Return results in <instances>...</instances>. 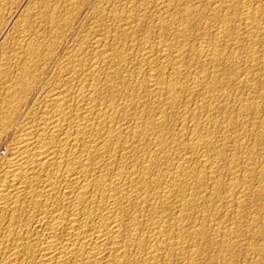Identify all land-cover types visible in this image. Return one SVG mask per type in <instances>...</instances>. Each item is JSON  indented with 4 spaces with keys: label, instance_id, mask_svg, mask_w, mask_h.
<instances>
[{
    "label": "bare ground",
    "instance_id": "1",
    "mask_svg": "<svg viewBox=\"0 0 264 264\" xmlns=\"http://www.w3.org/2000/svg\"><path fill=\"white\" fill-rule=\"evenodd\" d=\"M191 1L159 0L151 18L127 0L32 106L76 4L36 0L15 19L0 0V125L32 106L0 167V264L234 263L264 201V0H207L211 19Z\"/></svg>",
    "mask_w": 264,
    "mask_h": 264
},
{
    "label": "rangeland",
    "instance_id": "2",
    "mask_svg": "<svg viewBox=\"0 0 264 264\" xmlns=\"http://www.w3.org/2000/svg\"><path fill=\"white\" fill-rule=\"evenodd\" d=\"M19 1H20V3H19ZM36 1V0H35ZM35 1H31V0H13V5H9V7H10V10L11 11H13L14 13V17H15V19L17 18V17H19L18 15H22V14H25L26 12H27V9H26V7H28V10H30L31 9V7H32V5H34L33 3L35 2ZM53 1L54 0H52V4H53ZM56 1V0H55ZM61 0H57V2H60ZM63 1V0H62ZM79 1L80 0H78V1H75V0H73V4L72 5H75V6H72V8H70V12H72L73 11V13H70L69 14V16L67 15L66 16V18H68V20H70L71 21V29L69 30L70 31V33H69V31H67V32H64V33H62L63 35L65 34V33H67L66 35H64L62 38L63 39H61L62 40V42L60 43V45H61V48H60V45H59V48H58V50H57V52H56V57H55V60H54V63H52L51 65H49L48 66V68L46 69V71H45V73H44V76H42V78H41V80H38L37 81V84H36V88H37V91H39L38 93H37V96L30 102V104L33 106L34 105V102H35V99L38 97V95L42 92V91H44L43 89L44 88H46V89H48L49 88V86H50V84H51V82H53L54 81V77H55V73H56V66H58V63H60V62H62V60L64 59L63 57H65L66 55L68 56V54H70L71 52H72V54L74 53L73 52V50L74 51H76L77 49H79L78 47L80 46L79 44L81 43V45H82V42H84V44H85V42H86V44H88V45H84V46H86L85 48L86 49H84L85 50V52H86V50L88 49L89 51H90V49H91V45H92V41H93V39L94 38H97L98 37V35H99V32L101 31V30H103V31H101L100 32V35H102L101 33H103V34H105V32H108V30L107 29H109L110 27V29L112 30V29H114L115 28V25H114V27H113V22H111L112 21V16H113V14L115 13H111L112 11H115V10H119L120 9V11L124 8L123 6H125V3L127 2V0H106V2H105V0H102V1H100V0H82V1H80V3L81 2H83L82 4H79ZM107 1H109V2H107ZM115 1V2H114ZM123 1H124V3H123ZM149 2V4H148V2ZM159 0H136V3H137V6H139L138 8H136L135 9V12H137V11H139V10H143V12H145V14L149 17H151V18H153L154 16L153 15H155V13L153 14L150 10H151V8L153 7V6H155V4L158 2ZM192 1H193V3H192ZM191 1V5H193L194 6V4L195 5H197L198 3L200 4V6H199V4L197 5V7L199 8V9H201V7H203L202 8V10L203 11H205L206 13H207V16L209 17H207V19H211L210 17H211V15H210V5L208 4V1L207 0H197V1H194V0H192ZM204 1V2H203ZM207 1V2H206ZM253 3H255L257 0H251ZM18 2V3H17ZM31 2V3H30ZM56 2V3H57ZM76 2H78V3H76ZM103 3V4H101V3ZM139 2H141V3H139ZM143 2V3H142ZM194 2H197V3H194ZM211 2H212V0H211ZM211 2H210V4H211ZM17 3V4H16ZM55 3V4H56ZM88 3V4H87ZM113 3V4H112ZM205 3H207V4H205ZM18 4H20V5H18ZM32 4V5H31ZM59 4V3H58ZM78 4V5H77ZM85 4H87V5H85ZM98 4H99V6H98ZM115 4V5H114ZM139 4V5H138ZM18 5V6H17ZM29 5H31V6H29ZM83 5V6H82ZM208 5V6H207ZM11 6H12V8H11ZM14 6V7H13ZM15 6H17V7H15ZM26 6V7H25ZM114 6V7H113ZM112 7H113V9H112ZM146 9H145V8ZM194 7H196V6H194ZM14 8H15V10H17V11H15L14 10ZM30 8V9H29ZM76 9V11L78 10V12L76 13V11H75V9ZM78 8V9H77ZM99 8H101V9H99ZM116 8V9H115ZM206 8H208V9H206ZM18 9H21V10H18ZM26 11H25V10ZM73 9V10H72ZM82 9V10H81ZM94 9V10H93ZM103 9H105V10H103ZM112 9V10H111ZM138 9V10H137ZM209 10V11H206V10ZM72 10V11H71ZM99 10V11H98ZM19 11V12H18ZM23 11V12H22ZM74 11H75V13H74ZM95 11H97V12H95ZM105 11V13H103ZM94 12V13H93ZM100 12V13H99ZM142 12V13H143ZM208 12H209V14H208ZM22 13V14H21ZM72 14V16H70ZM94 14V15H93ZM98 14V15H97ZM74 15H77V16H74ZM112 15V16H111ZM75 17V18H74ZM77 17V18H76ZM65 18V19H66ZM70 18V19H69ZM73 18V19H72ZM94 18V19H93ZM98 18V19H97ZM6 19L7 20H3V25H2V27L0 26V52L1 51H3V49H2V45H3V40H4V38L7 36V34H8V31L7 30H9V29H6V30H4L3 31V29H4V26H5V24L7 23V21H8V16L6 17ZM72 19V20H71ZM96 19V20H95ZM101 19H102V21H101ZM207 19H203L204 21L205 20H207ZM74 20V21H73ZM99 20V21H98ZM108 20V21H107ZM78 21V22H77ZM95 21V22H94ZM73 22V23H72ZM74 22H75V24H74ZM104 24H102V23ZM109 22V23H108ZM111 22V23H110ZM96 23V24H95ZM101 23V24H100ZM106 23V24H105ZM72 24H73V26H72ZM96 26H95V25ZM99 24V25H98ZM112 24V25H111ZM85 25V26H84ZM103 25V26H102ZM106 25V26H105ZM102 26V27H101ZM73 27V28H72ZM92 27V28H91ZM113 27V28H112ZM91 28V29H90ZM96 28H98V29H96ZM101 30H100V29ZM110 29H109V31H110ZM93 30H95V32L93 31ZM100 30V31H99ZM93 33H92V32ZM83 32V33H82ZM5 35H4V34ZM91 33V34H90ZM95 33V34H94ZM88 34V35H87ZM96 35L95 37H94V35ZM85 36V37H84ZM90 36V37H89ZM93 36V37H92ZM241 36V35H240ZM84 37V38H83ZM92 37V38H91ZM242 37V36H241ZM79 39V40H78ZM82 39V40H81ZM79 42H78V41ZM80 40H81V42H80ZM89 42H88V41ZM66 41V42H65ZM90 44V45H89ZM77 45H79V46H77ZM87 46H89V47H87ZM260 47H262V45H260ZM137 48H138V46H137ZM2 49V50H1ZM71 50V51H70ZM87 50V52L86 53H90L89 51ZM66 54V55H65ZM59 58V59H58ZM62 59V60H61ZM58 60V61H57ZM60 61V62H59ZM241 68L242 67H245L244 65L242 66H240ZM55 72V73H54ZM47 77H46V76ZM259 74H258V76H256V78H255V80H258V81H255V82H257V85H258V82L260 81L261 83L262 82H264L263 80V78L260 76V78H259ZM40 81V82H39ZM48 81V82H47ZM46 85V86H45ZM48 85V86H47ZM259 85H260V83H259ZM45 89V90H46ZM240 93H238V92H236V93H234V95L236 94H238V95H240L241 96V94L243 95V93H244V91L243 90H240L239 91ZM234 98V97H233ZM29 104V108H30V110H31V108H32V106ZM28 107H25L24 109H22V113L23 114H21V115H19L18 117H16V119L14 120V122H13V126L11 125V127L10 126H1L0 125V167H2V165L4 164V162H5V159L9 156V153H10V149H11V145H12V143L16 140V138L19 136L18 134L20 133L19 131H20V127H21V125H20V123L24 120V117H25V113H28L30 110L28 109ZM25 111V112H24ZM24 117H23V116ZM252 116V114H250V116L249 117H251ZM23 118V119H22ZM23 123V122H22ZM247 136V137H246ZM249 137V138H248ZM245 138L247 139V143H249V141H250V139L252 140V136H251V134L250 133H248L247 135L245 134ZM245 139V140H246ZM252 142V141H251ZM261 152V151H260ZM259 152V153H260ZM260 156H259V160H263V154H259ZM239 156V155H238ZM240 157H241V155H240ZM1 169V168H0ZM228 178V180H229V177H227ZM260 202V201H262V200H260L259 201V199H257V200H255V202L254 203H252V204H250V207L248 208V211L250 212V215L253 217V216H259V218L257 219V220H259L258 222H259V224H258V222L256 223V224H253V223H251L249 220H246L245 222L244 221H242V223H240V228L242 229V233H243V235H242V233L241 234H239L238 235V237H239V239H238V243L240 244V245H238V247H239V249L240 248H242L243 249V251H241V249L239 250L238 248H236L237 249V251H236V249L234 250V255H233V259L236 257H238L237 259H238V261H236L237 259L235 258L234 260L236 261H234L233 260V264H258V262H259V264H264V247H262V246H264V232H262L263 230H264V228H262V227H264V217L263 218H261V220L263 221V222H261V220H260V217H262V215L264 216V201H262V202H260V203H258V202ZM257 202V203H256ZM256 203V204H255ZM262 203V205H260ZM253 206V207H252ZM254 206H255V208H254ZM256 206H258L257 208H256ZM260 206H262V208L260 207ZM254 209V210H258L259 209V211L257 212V210L256 211H254L252 208ZM262 209V210H261ZM256 212V213H255ZM262 212V214H260V213ZM259 213V214H258ZM261 215V216H260ZM251 220V219H250ZM245 224V225H244ZM242 225H243V227H242ZM252 225V226H251ZM254 225H255V227H254ZM262 225V227H260ZM251 226V227H250ZM261 228L260 230H261V232H262V235H260L259 237H256V239L253 237V235L251 234V233H249V230H247L248 228ZM247 228V229H246ZM246 230V231H244V230ZM245 232V233H244ZM248 234H249V236H248ZM242 236H243V239H242ZM246 236V237H245ZM262 236V237H261ZM248 238L250 239L249 241H248ZM258 238V239H257ZM261 238V239H260ZM263 238V239H262ZM247 239V240H246ZM251 239H253L252 241H251ZM254 240H256V241H254ZM244 243H243V242ZM257 241H258V243H257ZM247 243H249V245L247 244ZM253 244H254V246H253ZM258 244V245H257ZM244 245V246H243ZM245 245H247V246H249L248 248H247V246H245ZM241 246V247H240ZM253 246V247H252ZM255 246H259V247H255ZM260 249L261 248V251L259 252L260 253V255L257 257V258H253L251 255H248V257H247V254L246 253H248L249 251V249ZM239 250V251H238ZM245 251V252H244ZM217 253H214L213 254V252L211 253V255L210 256H212L213 255V259H212V261L210 260V262L208 261V264L210 263H212V264H214L215 263V259L217 258V255H216ZM241 254V255H240ZM246 255V256H245ZM246 259L245 261H244V259ZM203 258V257H202ZM202 261V260H201ZM242 261V262H241ZM238 262V263H237ZM250 262V263H249ZM257 262V263H256ZM203 264H206V262H203ZM215 264H219V263H215Z\"/></svg>",
    "mask_w": 264,
    "mask_h": 264
}]
</instances>
